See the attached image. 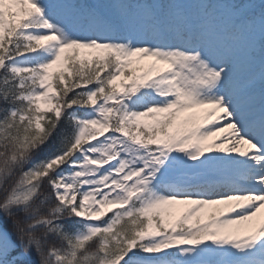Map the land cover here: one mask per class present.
Wrapping results in <instances>:
<instances>
[{"label": "snow or ice", "instance_id": "snow-or-ice-1", "mask_svg": "<svg viewBox=\"0 0 264 264\" xmlns=\"http://www.w3.org/2000/svg\"><path fill=\"white\" fill-rule=\"evenodd\" d=\"M0 264H264V0H0Z\"/></svg>", "mask_w": 264, "mask_h": 264}, {"label": "trees", "instance_id": "trees-1", "mask_svg": "<svg viewBox=\"0 0 264 264\" xmlns=\"http://www.w3.org/2000/svg\"><path fill=\"white\" fill-rule=\"evenodd\" d=\"M9 230L11 231V227H10V225H9Z\"/></svg>", "mask_w": 264, "mask_h": 264}]
</instances>
